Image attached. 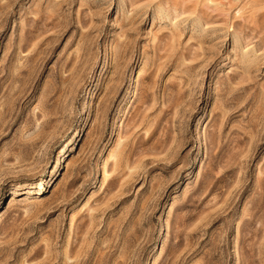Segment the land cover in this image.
<instances>
[{
  "label": "rangeland",
  "instance_id": "obj_1",
  "mask_svg": "<svg viewBox=\"0 0 264 264\" xmlns=\"http://www.w3.org/2000/svg\"><path fill=\"white\" fill-rule=\"evenodd\" d=\"M0 264H264V0H0Z\"/></svg>",
  "mask_w": 264,
  "mask_h": 264
}]
</instances>
